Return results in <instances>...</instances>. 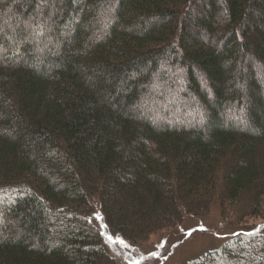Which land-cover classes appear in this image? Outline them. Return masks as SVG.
<instances>
[{
    "label": "trees",
    "instance_id": "trees-1",
    "mask_svg": "<svg viewBox=\"0 0 264 264\" xmlns=\"http://www.w3.org/2000/svg\"><path fill=\"white\" fill-rule=\"evenodd\" d=\"M215 204L263 223L183 264H264V0H0V264Z\"/></svg>",
    "mask_w": 264,
    "mask_h": 264
},
{
    "label": "rangeland",
    "instance_id": "rangeland-1",
    "mask_svg": "<svg viewBox=\"0 0 264 264\" xmlns=\"http://www.w3.org/2000/svg\"><path fill=\"white\" fill-rule=\"evenodd\" d=\"M92 203V219L101 228L103 215L98 198L94 197ZM224 213L226 211L217 204L207 213H186L182 222L151 234L140 244L111 236L105 231L104 240L110 253L121 264H183L237 236L252 232L263 223L262 218L256 216L232 222Z\"/></svg>",
    "mask_w": 264,
    "mask_h": 264
}]
</instances>
